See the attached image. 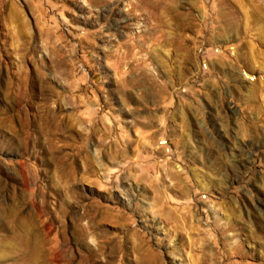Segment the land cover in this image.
Listing matches in <instances>:
<instances>
[{
    "label": "rangeland",
    "instance_id": "1",
    "mask_svg": "<svg viewBox=\"0 0 264 264\" xmlns=\"http://www.w3.org/2000/svg\"><path fill=\"white\" fill-rule=\"evenodd\" d=\"M0 264H264V0H0Z\"/></svg>",
    "mask_w": 264,
    "mask_h": 264
},
{
    "label": "bare ground",
    "instance_id": "2",
    "mask_svg": "<svg viewBox=\"0 0 264 264\" xmlns=\"http://www.w3.org/2000/svg\"><path fill=\"white\" fill-rule=\"evenodd\" d=\"M145 1V0H144ZM142 2V1H141ZM143 5V4H142ZM48 125V124H47Z\"/></svg>",
    "mask_w": 264,
    "mask_h": 264
}]
</instances>
